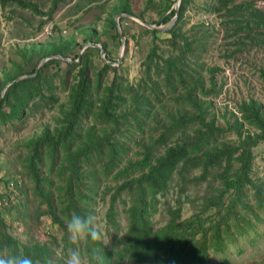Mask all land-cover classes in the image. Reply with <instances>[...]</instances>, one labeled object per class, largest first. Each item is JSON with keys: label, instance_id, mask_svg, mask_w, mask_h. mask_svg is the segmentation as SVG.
Segmentation results:
<instances>
[{"label": "trees", "instance_id": "obj_1", "mask_svg": "<svg viewBox=\"0 0 264 264\" xmlns=\"http://www.w3.org/2000/svg\"><path fill=\"white\" fill-rule=\"evenodd\" d=\"M194 1L182 0L178 11L177 1H170L162 21H149L160 27L170 23L177 13L179 16L174 29L168 32L170 52L166 54L159 44H153L143 62L138 88L119 75L123 66L104 62L93 78L91 69L95 64L89 55L101 52L93 47L86 50L80 63L50 59L35 77L8 88L0 106L1 126L24 123L27 111L42 104L53 108L59 100L55 94L58 86L44 78L48 66L61 62L71 69L81 66L72 86L62 77V85L70 86V97L68 103L59 106L55 125L42 129L24 144L25 178L16 173L15 179L3 180L7 187L12 183L11 193L20 200L14 207L16 219L28 225L34 219L48 218L63 232L61 252L53 247L55 236H51V244L37 240L20 243L10 233V224L1 213L0 248L27 255L34 264H47L49 260L65 264L69 248L76 247L88 261L94 249L100 250L105 264H207L210 254H226V241L234 246L235 236L255 234L256 226L264 222V180L254 177L253 167L255 148L264 144V104L256 99L240 101L236 106L239 117L232 113V121L227 120L226 126L218 125L210 99L216 92V83L213 76L203 72L213 69L201 59L207 52L208 33L202 31L205 35L198 38L184 31L185 14ZM122 2V6L114 5L106 18L113 37L120 42L116 16L127 13L144 18L134 10L131 0ZM9 4L27 7L22 0H0L2 7ZM208 7L224 19L228 27L226 39L230 38L234 45L264 42V10L253 3L214 0ZM87 29L95 37L87 36L86 43H102L93 26L80 27L79 35ZM144 31L156 39L159 34L146 28ZM133 39L137 41L136 37ZM78 41L65 37L35 44L22 49L23 59L28 63L36 53L38 62L54 55L70 57ZM36 67L28 72L13 64L12 70H5L0 78V96L10 81L35 74ZM110 70L116 75L105 84ZM260 75L264 81V69ZM23 181L33 185L32 191L23 188ZM203 181L209 184L198 209L184 219L182 199H178V207H170L165 215L167 225L155 229L162 199L168 198L175 187L188 195L192 183L202 186ZM30 192L39 200L35 213H30ZM111 194V207L105 217L109 225L106 231L114 232V246L90 239L84 244H73L66 228L72 213L95 216L98 198L108 203ZM119 200L126 208L128 225L124 231L118 221ZM224 264H229L227 258Z\"/></svg>", "mask_w": 264, "mask_h": 264}, {"label": "rangeland", "instance_id": "obj_2", "mask_svg": "<svg viewBox=\"0 0 264 264\" xmlns=\"http://www.w3.org/2000/svg\"><path fill=\"white\" fill-rule=\"evenodd\" d=\"M22 1L27 4V7L22 8L16 4H9L7 7L0 5V78L4 77L5 70L13 69V64H19L26 71L31 72L35 65L38 67L39 53H36L27 63L23 59L25 53H22V49L30 48L35 44L56 41V39L65 37H69L72 41L79 39V44L74 45L69 57L75 61L76 55L81 54L84 46L88 44L85 41L87 36L90 39L95 37L93 32L88 29L85 33L79 35L80 31L78 29L83 26L97 28L102 43L106 45L107 59L109 58L115 63L118 62L116 65L118 67L123 66L119 70V75L128 80L134 88H138V82L141 80L144 71L143 62L147 60L153 44H159L166 54L170 52L167 45V39L170 37L168 32L157 34L156 39L152 35L146 34L145 27L137 21L122 17L120 25L126 37V45L124 56L119 62L121 42L113 37L114 32L108 28L106 18L110 15L114 5L122 6L124 4L122 0ZM131 1L134 10L137 13H142L144 18L134 16L143 19L146 23H149V21L159 23L168 12L170 1L178 2V0ZM213 1L195 0L191 3L185 14L184 31L187 35L198 38L201 37L200 35H205L202 31L208 33V38L205 41L207 52L202 54L201 59L209 69L212 68L213 70L205 71L204 69L203 72L205 76H213L212 79H214L217 87L214 95L210 96L213 102L211 111L216 115L218 125L226 126L227 120L232 121V113L238 116L236 106L240 101L256 99L264 104V81L260 75V70L264 69V42L255 45H251V42H244L245 44L237 46L232 43L230 38L226 39V29L228 27L223 23L224 19L218 14L211 13L208 7ZM241 1L251 2L257 8L264 10V0H236V2ZM230 33L231 31L228 32V34ZM133 37H136L137 41ZM102 43L98 44L103 45ZM84 56L83 54L82 57ZM89 56L95 64L91 69V76L94 78L96 70L100 71L102 69L104 59L101 52L98 51ZM62 62L61 64L53 63V65L48 66L43 74L44 78L51 79L53 84L58 86L55 94L59 100L53 103V108H46L42 104L40 107L27 111V118L24 123L15 122L13 125H0V213L10 224V233L20 243L26 244L37 240L51 244V236H55L56 240L53 239L52 242L56 243V246H53V243L52 246L57 253H60V249L63 247V242H61L63 232L57 226H53L48 218H41L39 221L34 219L28 225L18 221L16 219L17 210L14 207L20 203V200L17 199L18 197L15 194L11 193L14 190L12 183L10 187H7L3 180L12 179L13 177L15 179L16 173L21 174L19 176L21 179L25 178L22 168V159L27 154L24 147L25 142L39 135L42 129L53 127L56 123L55 119L59 117V106L69 102L70 86L75 84L81 66L71 69L68 64ZM80 62L82 60L77 59L73 63ZM115 75L114 71H108L105 84L110 83ZM62 77L70 83L68 88L62 85ZM210 81L211 79L207 81L208 85H210ZM45 94L48 95L46 92ZM50 102L52 103V101ZM91 123L93 121H89V124ZM229 137L233 138V136ZM254 152V177L264 180V144L255 148ZM200 174L199 171L197 175ZM209 178H213V175H210ZM23 184L24 189L32 191V184H28L26 181H23ZM208 184L209 181H203L202 186L192 183L187 191L188 195L181 194L179 187H175L168 198L162 199L161 214L157 215L154 220L157 224L155 229L167 225L168 221L165 215L167 216L170 207H178V199H182L183 218L190 217L198 209L202 197L206 195ZM123 198L128 199L126 194ZM111 199L112 194L108 196V203H104L103 199L98 198L95 217L103 234V241L107 245L114 246L112 244L114 232L110 229L106 231L109 225L105 217L111 207ZM38 201L30 192V213H35L38 209ZM125 211L124 204L119 200L117 205L118 221L123 231L128 225ZM29 237H32V239ZM234 241L236 243L234 246L226 241L228 246L226 254H219L218 256L213 253L210 254L207 264H224L225 258L228 259L229 264H264V222L256 226L254 235L251 234L241 238L235 236ZM82 243L84 244V242ZM84 261L87 264L88 260L86 258H84ZM125 264L136 263L126 262Z\"/></svg>", "mask_w": 264, "mask_h": 264}, {"label": "clouds", "instance_id": "obj_3", "mask_svg": "<svg viewBox=\"0 0 264 264\" xmlns=\"http://www.w3.org/2000/svg\"><path fill=\"white\" fill-rule=\"evenodd\" d=\"M66 228L70 241L76 245L89 239L93 242L103 240V234L98 227L96 217L93 215L82 216L72 213ZM0 264H34V262L27 255L17 253L11 249L0 248ZM47 264H53V261L49 260ZM65 264H85L79 247L69 249ZM88 264H105L104 253L94 249Z\"/></svg>", "mask_w": 264, "mask_h": 264}, {"label": "water", "instance_id": "obj_4", "mask_svg": "<svg viewBox=\"0 0 264 264\" xmlns=\"http://www.w3.org/2000/svg\"><path fill=\"white\" fill-rule=\"evenodd\" d=\"M181 1L182 0H178V2L175 4V8L176 10L178 11L179 8H180V5H181ZM122 17H126V18H130L132 20H135L137 21V23H139L140 25H142L143 27H145L146 29L150 30V31H153V32H157V33H165V32H169L171 31L172 29H174V27L176 26L177 24V21H178V13L174 16V18L170 21V23L166 24V25H163V26H156V25H151L149 23H146V21H144L143 19H140V18H137L135 17L134 15L132 14H127V13H121L119 15H117L116 17V24H117V29H118V33L120 35V38H121V50H120V56L118 58L119 62L120 60L123 58L124 56V50H125V45H126V37L122 31V28H121V25H120V19ZM90 47H95V48H100L101 49V55H102V58L104 59V62L109 64V65H112V66H116L118 64L115 63V62H112V61H109L106 57V49L104 48L103 45L101 44H98V43H88L87 45L84 46V50L83 52L80 54V60H81V57L83 56V54L85 53V51L90 48ZM58 59V60H63V61H68V62H76L77 60H72L70 59L69 57H65L63 55H54V56H50V57H47V58H43L39 61L38 63V67L36 68V72L35 74H32V75H24V76H20L12 81H10L6 86L5 88L3 89L2 91V94L0 96V106H1V103H2V100L6 94V91L8 90V88L12 85H14L15 83H18L20 81H23L25 79H29V78H32V77H35L37 74H38V71L39 69L44 65V63L50 59ZM120 64V63H119Z\"/></svg>", "mask_w": 264, "mask_h": 264}]
</instances>
